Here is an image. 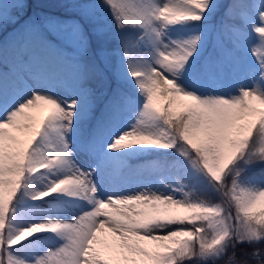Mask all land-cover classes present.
<instances>
[{
    "label": "snow or ice",
    "instance_id": "snow-or-ice-1",
    "mask_svg": "<svg viewBox=\"0 0 264 264\" xmlns=\"http://www.w3.org/2000/svg\"><path fill=\"white\" fill-rule=\"evenodd\" d=\"M46 7L0 0V264H264V0Z\"/></svg>",
    "mask_w": 264,
    "mask_h": 264
},
{
    "label": "trees",
    "instance_id": "trees-1",
    "mask_svg": "<svg viewBox=\"0 0 264 264\" xmlns=\"http://www.w3.org/2000/svg\"><path fill=\"white\" fill-rule=\"evenodd\" d=\"M31 2L36 5H46L50 7H46L44 10L51 13H66L68 10L62 9L58 7L59 4L65 2V0H31ZM40 10V9H35ZM11 25L9 26L7 32L0 31V42L8 41L10 42L11 37ZM156 157H140V158H133L129 161L130 165L133 168L143 167L148 160H156ZM166 175H175L174 172H166ZM153 179L158 180V176H154ZM245 250L251 251V249L248 248L247 245L243 247H238L236 249L238 258L240 257L241 253H243ZM251 264H259V261H251Z\"/></svg>",
    "mask_w": 264,
    "mask_h": 264
},
{
    "label": "rangeland",
    "instance_id": "rangeland-1",
    "mask_svg": "<svg viewBox=\"0 0 264 264\" xmlns=\"http://www.w3.org/2000/svg\"><path fill=\"white\" fill-rule=\"evenodd\" d=\"M45 112H46V109L45 108H41V109H37L36 112H35V114L37 116H42V115H44Z\"/></svg>",
    "mask_w": 264,
    "mask_h": 264
}]
</instances>
